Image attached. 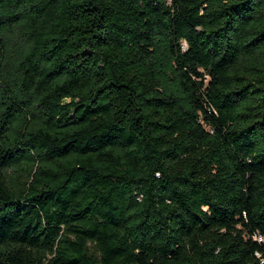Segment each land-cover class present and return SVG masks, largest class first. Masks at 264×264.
Here are the masks:
<instances>
[{
    "label": "trees",
    "instance_id": "1",
    "mask_svg": "<svg viewBox=\"0 0 264 264\" xmlns=\"http://www.w3.org/2000/svg\"><path fill=\"white\" fill-rule=\"evenodd\" d=\"M0 264H264V0H0Z\"/></svg>",
    "mask_w": 264,
    "mask_h": 264
}]
</instances>
